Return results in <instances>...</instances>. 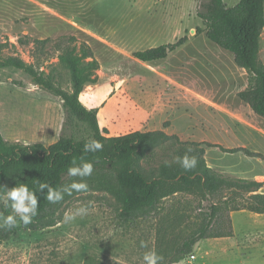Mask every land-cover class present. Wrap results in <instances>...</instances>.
I'll return each mask as SVG.
<instances>
[{"label":"rangeland","instance_id":"rangeland-1","mask_svg":"<svg viewBox=\"0 0 264 264\" xmlns=\"http://www.w3.org/2000/svg\"><path fill=\"white\" fill-rule=\"evenodd\" d=\"M224 1L233 6L239 0ZM206 2L0 0V56L19 54L36 62L70 89L71 75L58 58L57 43L67 44L71 37L78 46L87 43L94 56L85 60L90 80L81 100L100 109L114 95L111 136L156 127L183 141L200 142L207 164L226 178L264 182V117L239 97L250 76L236 64L234 54L205 31L197 33L206 27L198 15ZM185 35L188 41L165 59L143 62L134 56ZM260 58L264 62V32ZM17 77L31 80L24 72ZM26 92L0 82V121L28 136L37 132L36 121L45 119L43 108L50 103L40 100L38 92ZM61 108L57 97V121ZM109 116L100 115V126ZM75 131L79 139L91 133L84 124ZM169 155L172 149H158L144 166L156 168ZM259 191L264 192V185ZM200 201L198 194L177 192L162 199L165 210L158 217L122 222L111 194L82 193L71 199L55 226L28 230L19 225L0 238V264H143V254L150 249L163 256L162 264H264V213L248 209L231 212L233 236L203 239L172 263L200 224L201 210L208 209L209 201H202L201 210ZM81 205L89 207V214L64 223L65 213ZM142 241L147 248L141 247Z\"/></svg>","mask_w":264,"mask_h":264},{"label":"trees","instance_id":"trees-1","mask_svg":"<svg viewBox=\"0 0 264 264\" xmlns=\"http://www.w3.org/2000/svg\"><path fill=\"white\" fill-rule=\"evenodd\" d=\"M198 15L206 27L198 29L197 33L205 31L211 41L233 53L236 64L248 72L250 85L239 92V97L256 114L264 117V62L260 58L264 0H239L233 6H228L224 0H207ZM188 39L185 35L173 43L138 50L134 56L143 62L162 60ZM75 40L71 37L67 44L57 43L58 58L71 75L70 89L63 87L36 62L27 61L19 54L0 56V67L10 66L29 74L33 84L63 100L64 110L60 137L50 146L9 141L0 131V191L17 184H26L30 190L36 191L38 181L60 188L80 179L67 174L73 159L78 162L83 159L94 165L93 174L85 178L88 191L65 194L64 199L56 204L47 201L46 193L37 192V215L30 225L20 223L18 226L28 230L55 226L62 220L72 198L93 191L112 195L117 217L122 222L158 217L165 210L162 199L177 192L198 194L201 197L199 209L205 200L209 201V206L205 211L201 210L200 224L171 258L172 263H177L203 239L233 236L232 211L248 209L264 213V192L259 191L264 182L226 178L207 164L205 148L200 142L183 141L179 135L162 129L111 136L107 128L101 127L99 109L90 108L81 100V93L90 80L89 64H85V60L94 53L87 43L78 46ZM19 41L24 43L22 39ZM3 46L0 44V55ZM12 82L18 86L26 85L21 80ZM78 124H84L90 130L88 138L76 137ZM91 138L103 144L102 151H84L85 141ZM166 148L172 149V155L160 160L156 168L146 169L144 161L154 158L158 149ZM185 153L198 160L197 167L191 171H185L174 160ZM239 197L242 202H238ZM0 214H11V208L0 204ZM18 226L0 230V238L13 234Z\"/></svg>","mask_w":264,"mask_h":264},{"label":"clouds","instance_id":"clouds-1","mask_svg":"<svg viewBox=\"0 0 264 264\" xmlns=\"http://www.w3.org/2000/svg\"><path fill=\"white\" fill-rule=\"evenodd\" d=\"M103 144L94 139H88L84 144V151L95 153L103 150ZM191 151V149H189ZM175 162L180 165L185 171H191L197 167L198 160L195 156H190L185 153L183 156L174 158ZM94 165L90 161L81 159L79 162L73 159L71 165L67 169V174L70 177H78L79 181H73L70 184L60 188H53L45 182H37L38 188L36 191L30 190L26 184H17L15 187L7 188L0 191V204L11 208V214H0V230H11L22 223L28 226L33 222V218L38 213L39 200L37 192L44 194L49 203L56 204L64 199L65 194L71 195L75 192H86L89 190V185L85 178L93 174ZM89 214V207L81 205L74 211L66 212L63 221L71 223L77 217H84ZM141 247L147 248L145 242H141ZM163 256L158 254L155 249H150L143 254V264H162Z\"/></svg>","mask_w":264,"mask_h":264},{"label":"crops","instance_id":"crops-1","mask_svg":"<svg viewBox=\"0 0 264 264\" xmlns=\"http://www.w3.org/2000/svg\"><path fill=\"white\" fill-rule=\"evenodd\" d=\"M262 40H263V34H262ZM0 69H6V72L0 71V82H11L13 85L14 83L12 82L13 80H21L26 82L25 86H22V88H26L29 93V90L31 92H38L39 94V99L40 100H49L48 102L50 104L47 105V107L43 110H45V119L41 121H36L35 124V129L37 132L31 133L30 135H25L17 131H12L9 129L8 125L0 121V131L4 135V137L9 140V141H20L25 144H32V143H42L45 146H50L51 144L55 143L59 139V135L61 134L62 130V125H63V115H64V110H63V100L58 97L60 104L62 105V108L59 110V115L60 119L57 121V96L53 95L49 91L33 84L31 80L27 81L25 79L18 78L17 76L21 73H23L22 70L14 68V67H0ZM24 74L28 75L27 73L24 72ZM30 77V76H29ZM21 87V86H20ZM84 92L81 94V97H84ZM85 98H87L85 96ZM91 100V98H89ZM88 99V100H89ZM84 102V101H83ZM85 105H87L90 108H98L97 104L94 103H86L84 102ZM115 97L113 96H108L105 100V104L99 109L98 112V119L99 123L101 124V119L100 115L101 114H107L109 113L110 120H105L104 127L107 129H111V120L112 117L115 115L114 113V106H115ZM147 119V118H146ZM145 119V120H146ZM146 126V125H144ZM102 127V126H101ZM151 129V128H150ZM109 130V131H110ZM141 129H136L135 131ZM157 130L156 127H153L151 130ZM148 131V130H147ZM128 133V132H127ZM115 135V134H113Z\"/></svg>","mask_w":264,"mask_h":264},{"label":"built area","instance_id":"built-area-1","mask_svg":"<svg viewBox=\"0 0 264 264\" xmlns=\"http://www.w3.org/2000/svg\"><path fill=\"white\" fill-rule=\"evenodd\" d=\"M190 258L195 259V258H196V255L192 253V254L190 255Z\"/></svg>","mask_w":264,"mask_h":264}]
</instances>
